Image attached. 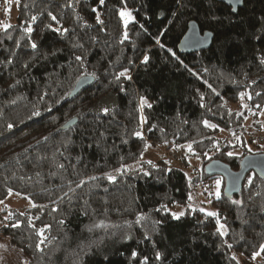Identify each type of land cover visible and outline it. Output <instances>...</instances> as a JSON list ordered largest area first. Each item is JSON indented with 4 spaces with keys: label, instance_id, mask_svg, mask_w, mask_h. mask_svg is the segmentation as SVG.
<instances>
[{
    "label": "trees",
    "instance_id": "16d2710c",
    "mask_svg": "<svg viewBox=\"0 0 264 264\" xmlns=\"http://www.w3.org/2000/svg\"><path fill=\"white\" fill-rule=\"evenodd\" d=\"M192 22L213 42L183 54ZM0 48V200L34 202L7 213L1 232L27 264H240L235 253L264 261V179L255 172L237 193L223 183L215 216L170 212L220 177L210 165L238 171L262 154L252 131L262 129L264 0L237 12L214 0H18ZM85 76L94 82L72 98ZM160 146L183 151L179 163L155 157ZM189 152L201 161L193 176Z\"/></svg>",
    "mask_w": 264,
    "mask_h": 264
},
{
    "label": "rangeland",
    "instance_id": "374dc122",
    "mask_svg": "<svg viewBox=\"0 0 264 264\" xmlns=\"http://www.w3.org/2000/svg\"><path fill=\"white\" fill-rule=\"evenodd\" d=\"M124 11V10H123ZM18 12V0H0V30H4L8 26L12 25L16 21V16ZM128 12V11H125ZM132 19L128 20V22ZM125 24V18H123ZM262 127L261 130H254L252 133L254 134V141H258L259 137L264 138V107L260 113L259 118L257 119V123ZM259 151L264 154V140L259 142ZM183 154V151H174V149L168 150L163 146L156 147L154 150V156L157 158H164L168 162H172L177 164L178 155ZM186 159L192 163V169L188 171L190 176H193V172L195 169L200 166L201 161L194 159L197 156H194L192 153H187ZM194 164V166H193ZM216 181H220L219 192L221 194V186L225 182V178L220 176L212 181L208 182L206 186H200L192 195V202L187 206L175 205L170 209L171 213H181L184 214L188 210H196L200 209L205 213L213 212V208L211 207L212 198L216 196ZM227 191V190H226ZM0 264H27L26 258L20 252V250L12 244L9 237H6L2 234L1 229L4 226V218L7 213H11L15 210H23L26 208L34 207V202L30 198L23 197L16 193L9 194L3 200H0ZM223 224H219V230L225 233V227L221 228L220 226ZM234 257L240 264H264V261L259 256H255L253 259H246L242 254L235 253Z\"/></svg>",
    "mask_w": 264,
    "mask_h": 264
},
{
    "label": "water",
    "instance_id": "95a60500",
    "mask_svg": "<svg viewBox=\"0 0 264 264\" xmlns=\"http://www.w3.org/2000/svg\"><path fill=\"white\" fill-rule=\"evenodd\" d=\"M231 7L234 12H237L242 7L244 0H214ZM213 42V34L210 32L201 33L196 22L189 24L187 33L179 44V51L183 54L196 53L207 50ZM1 53V48H0ZM94 82L92 76H85L79 79L75 88L71 92V97H75L82 89L90 86ZM77 123V119L73 118L62 126V130H67ZM211 175H218L225 178V190L229 194H234L240 191L243 180L246 174L255 172L264 179V154H253L244 157L240 163L238 171L231 170L228 166L220 163H215L208 167Z\"/></svg>",
    "mask_w": 264,
    "mask_h": 264
},
{
    "label": "snow or ice",
    "instance_id": "6c2138e0",
    "mask_svg": "<svg viewBox=\"0 0 264 264\" xmlns=\"http://www.w3.org/2000/svg\"><path fill=\"white\" fill-rule=\"evenodd\" d=\"M99 2H100L101 5L104 4V0H99ZM68 6L71 7V5H68ZM93 11H96V9H93ZM49 15L51 16V13H49ZM120 15H121L122 18H125V24H127V23H128V20L131 18V14L128 13V12L122 11V12L120 13ZM51 18H52V20H56V17H55V16H51ZM33 19H35V17H33ZM97 20L99 21V17H97ZM99 22L102 23V21H99ZM49 27H50V26H49ZM61 28H62V26H61ZM54 30H55V31H60L61 29H54ZM27 31H28V32H31L32 29L29 28V29H27ZM62 31H63L64 33H67V32H68V29H66V28H62ZM31 47H32L33 49H35V48L37 47V45L33 42V43L31 44ZM75 59H76L77 61H82V58H81V56H79V55H77V56L75 57ZM147 61H148V57L145 56L143 62H144V63H147ZM9 62H11V61H9ZM260 63H261L262 65H264V59H261ZM25 67H27V66H25ZM194 75H195V73H194ZM124 76H126V71H122V72H120V73L116 76V79L119 80L120 77H124ZM127 78H128V79H131L130 76H128ZM17 83H19V81H17ZM209 87H211V85H209ZM213 91H215V90L213 89ZM217 95H219V94L217 93ZM242 95H243V94H242ZM256 95H260V93H256ZM250 98H251V97H249V99H250ZM200 99H201V101H203L204 97L201 95ZM144 104H147V101H146L144 98H141V107H143ZM257 106L259 107V105H257ZM148 107H151V105L148 104ZM201 107H204V104H203V103H201ZM102 111H103L105 114H107L108 111H109V109H108L107 107H105V108L102 109ZM35 115H39V113L37 112V113H35ZM204 123H205L206 126H208V122H207V121H204ZM8 128L11 129V128H12V125L9 124V125H8ZM136 135L139 136L140 133H136ZM45 139H47V138H45ZM189 150L191 151V145H189ZM227 155L231 157L233 154H232L231 152H229V153H227ZM145 175H148V173L145 172ZM109 179H112V177H109ZM78 186H79V185H78ZM219 186H220V181H216V187H217L216 196H217V198H219V196H220ZM65 195H67V193H66ZM0 202H2V201H0ZM161 207H162V208H166L167 206H166V205H162ZM157 211H159V209H157ZM183 215H184L183 212L178 213V214H177V213H172V217H173L174 219H179L180 216H183ZM207 215H208V216H215L216 213L208 212ZM141 219H142L141 217H138V218H137V222L139 223ZM61 223H63V221H61ZM157 223H159V222H157ZM7 226H8V225H5V227H7ZM12 226H13V227H19L18 224H13ZM220 227L223 228V225H221ZM220 234H221V235H224L225 233H224V232H221ZM147 238H148V237L146 236L145 239H147ZM41 243H43V240L41 241ZM228 247L231 248V245H228ZM261 251H264V246L261 247ZM136 255H137V253H135V252L132 253V256H133V257H135ZM256 255H259V253H256ZM160 258H161V254H160L159 252H157V253H156V259L159 260ZM233 259H235V257H233Z\"/></svg>",
    "mask_w": 264,
    "mask_h": 264
},
{
    "label": "built area",
    "instance_id": "2783aa9c",
    "mask_svg": "<svg viewBox=\"0 0 264 264\" xmlns=\"http://www.w3.org/2000/svg\"><path fill=\"white\" fill-rule=\"evenodd\" d=\"M179 162H177V164H178Z\"/></svg>",
    "mask_w": 264,
    "mask_h": 264
}]
</instances>
